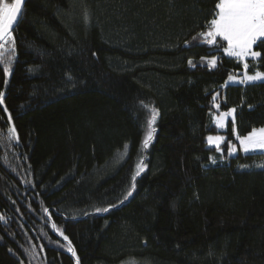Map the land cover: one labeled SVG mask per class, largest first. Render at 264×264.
Returning <instances> with one entry per match:
<instances>
[{
	"label": "trees",
	"instance_id": "16d2710c",
	"mask_svg": "<svg viewBox=\"0 0 264 264\" xmlns=\"http://www.w3.org/2000/svg\"><path fill=\"white\" fill-rule=\"evenodd\" d=\"M217 3L26 0L0 46V264H264V152L229 154L264 81L228 84L242 64L193 40Z\"/></svg>",
	"mask_w": 264,
	"mask_h": 264
},
{
	"label": "snow or ice",
	"instance_id": "6c2138e0",
	"mask_svg": "<svg viewBox=\"0 0 264 264\" xmlns=\"http://www.w3.org/2000/svg\"><path fill=\"white\" fill-rule=\"evenodd\" d=\"M24 0H0V42H11L14 46L13 25L17 22L18 17L22 14V7ZM217 11H215V17L207 24V30L202 31L197 36L193 37V40H201L208 45L216 46V50L223 49V52L230 58H234L236 62L242 64L244 75L243 78L237 80L234 76H229L228 80L240 85H248L249 83L256 81H264V71L255 70L254 74L248 73L249 63L248 58L252 61L258 62L261 58V51L257 49H264V0H218L215 5ZM218 38L220 43H218ZM198 46V45H197ZM3 60V51H0V61ZM189 65H193L192 60L188 61ZM215 59L211 60V66L215 67ZM5 73H9L10 69L5 66ZM3 93L0 92V104H3ZM215 99V97H213ZM145 108L148 106L145 105ZM7 111V109H4ZM151 119L148 121L149 130L146 133L143 140V147L147 149L150 142L153 140V134L155 129L152 125L155 123L157 110L152 109ZM235 109H231L221 114L216 119L218 127H225V118L232 116L234 124V116L232 115ZM9 119L11 117L9 116ZM235 131V129H233ZM15 135V128L11 129ZM19 139L18 135L15 137ZM222 136H208L207 140L209 144H215L217 150L220 149V144L223 142ZM236 139L239 141L240 146L245 154H249L256 150L264 152V128L253 129L249 134L241 137L236 134ZM127 147V146H125ZM236 152L235 145L230 148L229 154ZM213 163L215 160L213 159ZM143 165V166H142ZM137 170L134 176H132V190L135 189V181L138 176L144 171L146 165L143 160L137 164ZM261 167H264L262 165ZM132 195L130 190L127 193L125 199ZM108 208L97 209V212H107ZM55 227V226H54ZM67 240L68 237L64 236ZM68 251L72 256H76L75 249L70 246ZM77 264L79 261L77 259Z\"/></svg>",
	"mask_w": 264,
	"mask_h": 264
},
{
	"label": "rangeland",
	"instance_id": "374dc122",
	"mask_svg": "<svg viewBox=\"0 0 264 264\" xmlns=\"http://www.w3.org/2000/svg\"><path fill=\"white\" fill-rule=\"evenodd\" d=\"M249 59H251V58H248V60H249ZM251 60H252V59H251ZM248 73H249V72H248ZM249 74H251V73H249ZM236 79H237V78H236ZM237 80H238V79H237ZM256 82H263V81H256ZM256 82H252V83H256ZM228 84H236V83H233V82L229 81ZM216 105H217V104H216ZM231 109H235V108H230V109H228V110H226V111H221L219 114H215V115L213 116V121H214V123H215L216 126H217V124H216V119L219 118V117L221 116L222 113L227 112V111H229V110H231ZM236 113H237V110L235 109V112L232 114V115L234 116V118H235V116H236ZM229 120H232V116H229V117L225 118V127L220 128V127L217 126V128H218L219 131H220L219 134H217V135H210V136H213V137H216V136H222V137H224L223 142L220 144V147H221V145H222L223 143H226V141H227L228 134H227L226 131L228 130V122H229ZM234 121H235V120H234ZM260 128H264V127H258V128H255V129H260ZM234 133H235V136H236V134H238V132L236 131V129H235V132H234ZM207 143H208V140H207ZM229 143H232V141H229ZM232 145H234V144H232ZM232 145H231V146H232ZM208 146H209V147H215V144H209V143H208ZM231 146L229 147V152H230V148H231ZM235 147H236V152L233 153V154H231V155H237V154L240 153V152L243 153V154H245V153L243 152L241 146H236V145H235ZM219 150L222 151L223 149L220 148ZM258 152H262V151H260V150H256V151L251 152V153H258ZM251 153H249V154H251Z\"/></svg>",
	"mask_w": 264,
	"mask_h": 264
},
{
	"label": "water",
	"instance_id": "95a60500",
	"mask_svg": "<svg viewBox=\"0 0 264 264\" xmlns=\"http://www.w3.org/2000/svg\"><path fill=\"white\" fill-rule=\"evenodd\" d=\"M25 5H26V0H24V4H23V7H22V14H21V16L18 17L17 22L13 25V31L17 27L18 23L20 22V19H21L22 15H23V11H24ZM2 43L3 42H0V46H1Z\"/></svg>",
	"mask_w": 264,
	"mask_h": 264
}]
</instances>
